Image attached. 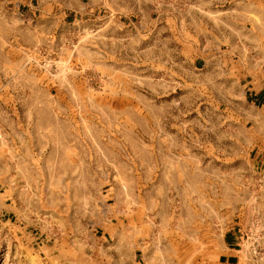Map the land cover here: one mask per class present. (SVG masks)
I'll list each match as a JSON object with an SVG mask.
<instances>
[{"label": "rangeland", "instance_id": "obj_1", "mask_svg": "<svg viewBox=\"0 0 264 264\" xmlns=\"http://www.w3.org/2000/svg\"><path fill=\"white\" fill-rule=\"evenodd\" d=\"M263 13L264 0H0V264H219L242 226L240 264H264V125L240 96L254 46L226 99L209 64L193 67L235 45L236 26L264 30Z\"/></svg>", "mask_w": 264, "mask_h": 264}, {"label": "crops", "instance_id": "obj_2", "mask_svg": "<svg viewBox=\"0 0 264 264\" xmlns=\"http://www.w3.org/2000/svg\"><path fill=\"white\" fill-rule=\"evenodd\" d=\"M236 27L233 39L235 45L226 50L221 49L219 59L209 61L206 58H197L193 62V67L202 71L209 64L211 70L209 83L213 85L218 84L220 89H222L219 96L215 95V98L226 99L229 70L232 66L236 67L237 70L242 67L244 44L247 41L252 43L256 53L255 65L257 68L254 72L255 75L248 76V80L245 83L247 87L246 94H241L240 96L249 99V108L253 116V121L257 125L256 130L261 131L263 130L262 125H264V30L258 28L254 29L253 32V30L245 29L243 26ZM260 162L261 166H263L264 161L260 160ZM238 232L239 234L237 236L229 234L224 236L222 253L219 255V264H240L242 262L243 253L246 252L247 229L242 226L241 231L239 230Z\"/></svg>", "mask_w": 264, "mask_h": 264}]
</instances>
